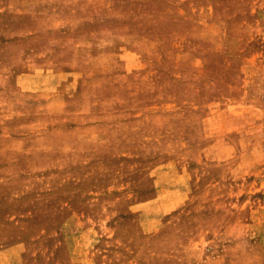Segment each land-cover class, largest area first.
<instances>
[{
    "label": "rangeland",
    "instance_id": "obj_1",
    "mask_svg": "<svg viewBox=\"0 0 264 264\" xmlns=\"http://www.w3.org/2000/svg\"><path fill=\"white\" fill-rule=\"evenodd\" d=\"M0 264H264V0H0Z\"/></svg>",
    "mask_w": 264,
    "mask_h": 264
}]
</instances>
